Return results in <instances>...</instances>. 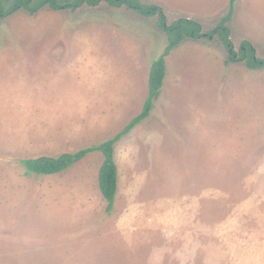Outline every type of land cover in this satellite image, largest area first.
Here are the masks:
<instances>
[{
    "label": "rangeland",
    "instance_id": "1",
    "mask_svg": "<svg viewBox=\"0 0 264 264\" xmlns=\"http://www.w3.org/2000/svg\"><path fill=\"white\" fill-rule=\"evenodd\" d=\"M215 28L230 0H142ZM230 37L264 59V0H236ZM167 34L105 2L0 20V264H264V68L216 35L167 57L150 116L115 144L112 211L92 151L67 170L21 160L99 146L144 106Z\"/></svg>",
    "mask_w": 264,
    "mask_h": 264
},
{
    "label": "trees",
    "instance_id": "2",
    "mask_svg": "<svg viewBox=\"0 0 264 264\" xmlns=\"http://www.w3.org/2000/svg\"><path fill=\"white\" fill-rule=\"evenodd\" d=\"M102 2L116 8L126 7L145 18H156L157 26L167 34V45L163 53L156 57L151 65L148 78V95L142 111L118 134L104 141L99 146L84 148L77 152H65L59 156L43 155L25 158L21 160V164L25 168L27 175H51L67 170L92 151L98 150L102 152L104 161L99 171V186L104 198L108 202L107 211L110 212L114 207L119 187L115 144L122 136L141 124L152 113L166 79L167 57L174 49L178 48L188 38L198 39L200 37H207L208 39H212L217 35L229 51L232 61H245L246 66L251 69H257L264 68V59L257 57L255 48L248 42H244V46L240 49L238 57H236L237 53L234 51V45L230 37V27L227 24L232 19L236 0H230L228 13L221 18L215 28L209 31H204L200 22L188 17H180L169 23L166 11L161 5L144 3L142 0H0V20L21 11L36 14L46 7L56 11H76L84 6H99Z\"/></svg>",
    "mask_w": 264,
    "mask_h": 264
}]
</instances>
